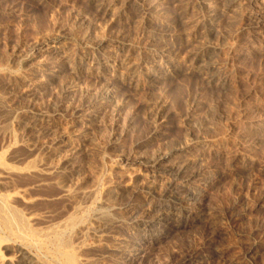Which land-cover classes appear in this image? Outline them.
<instances>
[{
  "label": "rangeland",
  "instance_id": "obj_1",
  "mask_svg": "<svg viewBox=\"0 0 264 264\" xmlns=\"http://www.w3.org/2000/svg\"><path fill=\"white\" fill-rule=\"evenodd\" d=\"M223 1L0 0L5 258L264 264V0Z\"/></svg>",
  "mask_w": 264,
  "mask_h": 264
},
{
  "label": "bare ground",
  "instance_id": "obj_2",
  "mask_svg": "<svg viewBox=\"0 0 264 264\" xmlns=\"http://www.w3.org/2000/svg\"><path fill=\"white\" fill-rule=\"evenodd\" d=\"M229 1V3L231 2H245V0H226V1H223V2H227ZM231 1V2H230ZM228 3V4H229ZM247 3V2H246ZM240 4V3H239ZM212 75V74H211ZM209 79V78H208ZM211 80V79H210ZM187 146V145H186ZM183 149H186V148H183ZM181 150V149H179ZM174 153V152H173ZM176 154V153H175ZM165 155V154H164ZM172 155V154H171ZM168 157L169 156H162V157H158L157 159H155L153 162L150 163V165L147 163V165H149L148 167L153 170L152 172V175L153 177H156V176H160V175H166V176H172L174 177L175 181H178L177 185H180L179 188H181V186L185 185L189 178L192 177V176H189L188 174L191 173L189 172L188 173V169L191 168V167H194L195 165V161L194 159H191V161L193 160L194 162H191V163H188V162H182L183 164H175V165H172L170 166V168L168 170H165V171H162L161 173V169H162V165L164 162H166L168 160ZM175 157V156H174ZM197 159V158H196ZM195 159V160H196ZM197 164V163H196ZM198 165V164H197ZM197 167V166H196ZM195 167V168H196ZM0 168H4L5 170H8V168L5 166L3 160L0 158ZM194 169V168H193ZM192 169V170H193ZM3 170V169H2ZM4 170V171H5ZM150 170V171H151ZM191 170V169H190ZM191 170V171H192ZM197 170V169H195ZM1 171V170H0ZM12 171V170H11ZM198 171V170H197ZM33 174V173H32ZM193 174V173H192ZM199 174V173H198ZM40 175V174H39ZM12 176V175H11ZM37 176V175H36ZM195 177V176H194ZM198 177V176H197ZM173 179V178H172ZM27 181V179H26ZM171 183V182H170ZM4 184V183H3ZM176 186V185H175ZM191 186V185H190ZM174 187V186H173ZM189 187V186H188ZM13 188V187H12ZM171 188V187H170ZM186 188V187H185ZM173 189V188H172ZM178 189V188H177ZM177 189H173V190H177ZM195 188H193L192 190H189L187 189L188 193L187 194V200L188 202L189 201H198L199 198V191L197 192L196 190H194ZM182 191V189H179ZM186 190V189H185ZM3 191H6V190H3ZM8 191V190H7ZM184 191V190H183ZM185 192V191H184ZM8 193V192H7ZM183 193V192H182ZM186 194H184L186 196ZM201 197V196H200ZM13 198V197H11ZM185 198H183L185 200ZM173 199V198H172ZM175 199V197H174ZM173 199V200H174ZM182 199V200H183ZM18 200V199H17ZM165 200V199H164ZM180 201V200H178ZM177 202V201H176ZM164 203V202H163ZM175 203V202H174ZM174 203L172 204V207L174 205ZM182 203V202H180ZM185 203V201H184ZM183 203V205H184ZM187 203V202H186ZM191 203V202H190ZM10 197L8 195H0V224H2L5 229L8 231V233L10 232L11 234L15 235V231L14 232V228L17 227V226H20V225H23V221L25 220H22V218L20 217V215L13 209V207L10 206ZM165 204V203H164ZM188 204V203H187ZM167 205V204H166ZM171 205V204H170ZM176 205V204H175ZM19 206V205H18ZM180 206V205H179ZM171 207V208H172ZM175 208V207H174ZM180 213V212H179ZM181 214V213H180ZM158 219V218H157ZM170 220L169 217L168 218H160L156 221L158 224H165L166 221ZM175 220V219H174ZM192 220V219H191ZM73 219L72 221H70L69 223H73ZM26 222V221H25ZM211 224V223H209ZM26 225V223H25ZM168 225V224H167ZM67 226V225H66ZM144 226V225H143ZM1 227V226H0ZM3 227V228H4ZM21 228V227H20ZM152 228V227H151ZM149 228V229H151ZM4 229V230H5ZM31 229V228H30ZM164 229V228H163ZM1 230V229H0ZM17 230V229H15ZM27 230V229H26ZM22 231V230H21ZM148 231V230H147ZM3 232V231H1ZM27 231H25L26 233ZM4 233V232H3ZM30 233V232H29ZM34 233V232H33ZM32 233V234H33ZM35 234V233H34ZM156 234V233H155ZM28 235V234H27ZM48 235V234H47ZM3 237H6L3 235ZM15 237V236H14ZM17 237V236H16ZM19 238V237H17ZM23 238V237H22ZM70 238V237H69ZM6 239V238H5ZM26 239V238H25ZM24 239V240H25ZM49 239H51L53 242L55 241H59L58 239V234L57 233H53L52 236L50 237L49 236ZM50 240V241H51ZM70 240V239H69ZM10 241V240H9ZM22 241V240H21ZM27 241V240H26ZM24 241H22V243H17L16 247H17V251H18V254L21 255V263L22 264H42L38 259H36L35 257H33V255L30 254V252L28 251V246L27 244H24L23 243ZM58 243V242H57ZM34 244V243H33ZM41 244V242L39 243ZM138 244V243H137ZM36 245V244H34ZM33 245V246H34ZM60 245V243H59ZM40 247V246H39ZM4 248V247H3ZM35 248V247H34ZM69 248V241L66 240V241H62L61 243V246H59L57 249H58V260H59V264H79L78 261H76L75 259V256L73 254L72 251L68 250ZM138 250V249H137ZM133 253V252H132ZM57 254V253H56ZM130 254V253H128ZM126 255V254H125ZM44 256V255H43ZM56 257V256H55ZM127 257V256H126ZM129 257V256H128ZM123 258V257H122ZM57 260V258H55ZM55 260V262L57 263V261ZM0 264H15V262L13 260H10L8 258H5L2 253H1V242H0Z\"/></svg>",
  "mask_w": 264,
  "mask_h": 264
}]
</instances>
